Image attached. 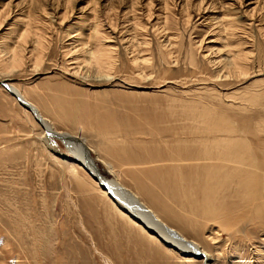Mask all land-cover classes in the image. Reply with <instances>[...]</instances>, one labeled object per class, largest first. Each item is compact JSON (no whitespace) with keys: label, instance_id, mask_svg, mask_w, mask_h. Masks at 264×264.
Listing matches in <instances>:
<instances>
[{"label":"rangeland","instance_id":"1","mask_svg":"<svg viewBox=\"0 0 264 264\" xmlns=\"http://www.w3.org/2000/svg\"><path fill=\"white\" fill-rule=\"evenodd\" d=\"M147 1L0 0V81L14 85L56 132L82 138L88 165L135 194L159 219L152 224L197 243L217 264H261L264 220L247 221L241 198L221 205L219 190L228 191L221 185L203 214V204L192 201L195 193L201 200L199 190L180 185L192 170L178 178L153 158L171 164L167 152L182 127L215 124L223 156L245 159L251 145L264 144V60L257 58L264 57V0H189L190 18L179 5L163 13L166 0ZM201 1L211 6L197 13ZM102 45L114 47V65L105 69L96 54ZM219 49L222 57L253 53L246 74L216 77L208 61ZM133 51L145 62H134ZM187 109L199 125L178 118ZM72 149L48 137L0 84V264H200L203 257L183 260L127 223L87 170H70Z\"/></svg>","mask_w":264,"mask_h":264},{"label":"bare ground","instance_id":"2","mask_svg":"<svg viewBox=\"0 0 264 264\" xmlns=\"http://www.w3.org/2000/svg\"><path fill=\"white\" fill-rule=\"evenodd\" d=\"M170 1H172V2H170ZM227 1H228V3L224 2V6H227V4H228V6H233L235 4V0H234V4L230 2L233 0H227ZM178 2H179L178 0H166V1H164V3H163L164 12L163 13L170 11L171 7L173 8L176 5H179V6H181L180 7L181 12L188 13L189 14L188 17L190 18L191 14H190V6L188 4L189 0H184V2H183V0H180V2L179 3ZM237 2H239L241 4V0H236V3ZM146 5L151 6L152 0H148ZM205 6H206V4H204V2L201 1L199 3V6L196 8L197 13L201 12V10L206 11L211 5L210 6L208 5L207 7H205ZM133 8L134 7L132 6L131 9L133 10ZM193 8H194V5H193ZM225 24H226V22H225ZM110 25H112V23ZM230 25H231V27H235L231 23H230ZM230 25H228V26H230ZM102 26H103V24L101 25V27ZM109 26H108V28H109ZM117 27H118V25L114 28L117 29ZM112 28L110 27V29H112ZM221 29H223L224 33H227L226 25L224 26V28H221ZM221 29H220V31H221ZM231 29H233V28H231ZM241 32H242L241 35L245 36L244 37L245 39H248V37H250L247 30L243 29ZM93 33H94L95 37L100 41V38L102 37L101 36V29L98 27H95V31ZM93 33H92V36H93ZM236 34H235V32H234V34L232 33V35H236ZM244 38H242L241 40L239 39L238 45L244 44V41H242V40H244ZM106 40H110V39L108 38ZM202 42H203V40L199 41L200 45L202 44ZM78 43H79V41H78ZM167 43L170 46L171 45L173 46V44L171 42V38L170 39L167 38ZM80 44H82V46H84V44H86V43L80 42ZM103 46L104 45H102L100 47L101 48L100 50L103 52L98 50V53H96V54H98V56H99L98 59H100L102 62L100 64V67L103 66V68L105 69L106 67H104V66L107 64H109L110 66L114 65L113 61H112L113 56L111 55V54H113V51H114L113 48L114 47L113 46L103 47ZM245 50H239L238 52L234 51L235 53H233L231 56H229V54L228 55L226 54L225 57H222L221 49L215 50V56L211 60H209L208 63H209V65H212L214 68H216V70L214 71L217 74L216 77L227 79V78H232V77L235 78L237 76L239 77V76L243 75L246 72L249 60H251V58H253V55H252L253 53L249 54ZM75 51L76 50L72 51V53ZM133 52H135V51H133ZM139 54H142L141 51L135 52L134 59H133L134 62L140 63L139 61H142V63H144L145 57L142 58V57H140ZM257 58L260 61L264 60V57L262 55L257 56ZM72 64L74 66L79 65L78 62H73ZM108 69H109V67H108ZM106 72H108V71L106 70ZM8 83L9 82H7V80H1L0 81V84H5V86L7 88V92L10 95L14 96L15 99L17 100V102L23 108H25V110L30 112L35 117L36 120L38 118V119H41L43 121L44 126L47 128L48 132H54L55 135L61 134V135L66 136L62 141L65 143V145L67 147H69V148L71 147V149L73 148L71 150V153L74 155V158L77 159V160H75L72 158L73 163H71L70 166H72L73 168L71 167L72 169H70V170H73L77 165H79L80 167L85 169L84 164H86L90 168L89 171H91V172L87 171L90 175H91L92 171L94 172V174H97L96 172H99V171L97 170L96 165L94 163H92L91 164L92 167H91L90 165H88L89 162H85L81 158L82 157L81 155L83 154V156L86 157L90 162L93 161L90 154L85 149L86 145L82 141L83 139L80 137L78 138V137L69 135L67 133L56 132L55 128L53 127V123L48 121L47 119H45L41 115V113L39 112V109L35 105L30 103L26 99V97L22 93H20V91L14 85H11ZM21 102H24L28 106L27 107L23 106L21 104ZM178 118L181 120H185L187 123L192 122L196 125H199L198 120L200 119V117H199V115L194 114V110L193 111L188 110V109H187V111L183 110L180 113ZM214 125L215 124H213V127H214ZM230 125H232V124H230ZM207 126L208 125H206L204 127L199 126V129L194 126L192 130H184L183 128H185V127L175 128V130H178V133H175L176 137H174V139H173V143L175 144V147L174 148L171 147L170 150L167 152V158H169L168 161L169 162L171 161V164L168 165V167L161 165V162H164L165 160L160 159V158H153V160L154 159L156 160L153 162L157 163L160 166H163L164 168L169 169V171L175 173L178 176V178L181 177L180 174H181L182 170H184V171H188L187 169L192 170L193 173H192L191 177L186 178V180L181 178L180 185L182 187H185L186 190L187 189L189 190V188H190L191 191H194V187H196V190H199L198 192H200V196H201L200 201L201 202L198 200V198H197L198 195L196 193L192 196V201L194 200V203H196V204H197V202H199L201 205L203 204V214H206L205 212H207L209 209H211L209 194L211 193L212 190L218 189L221 185V186H223L222 188H228V191H226V192H221V190H219V193L222 196L221 205L226 204V201L229 199L241 198L242 200L239 199L241 201V203L246 208H249V209H245V210H247L248 217H249V218H247V221L248 220L250 222L253 221L254 220L253 217H255L256 219H258L260 221L264 220V144L261 145V143H259V144L257 143L258 145L256 147H253L252 145H251V147L248 146L249 150H250L249 152H251V154L249 156H247L245 154L247 156V157H245V159L242 157L234 158L232 155L231 156L230 155L223 156L222 155L223 153L221 152V149H220L221 144H220L219 140L216 139L217 133H220L219 129H215L211 126L210 129L207 128L208 130L205 131ZM228 127L231 128L230 129V131H231L232 127L231 126H228ZM224 128H227V127H224ZM227 129H229V128H227ZM164 130L168 131L166 129H164ZM164 130L161 132V134L163 136H171L172 132L168 133V135H167V133H165ZM172 130H174V129H172ZM222 131L223 130H221V133H222ZM224 132L226 133L225 130H224ZM229 134H231V132H229ZM236 135H238V134H236ZM207 138L212 139L211 143L209 145H208V139ZM230 138H232V136L228 137L227 139L231 140ZM237 138H239V137H237ZM182 140H189L186 142L190 145L187 146V143L183 142ZM244 141H246V140H244ZM76 142L80 143L78 148H75V146H74L75 145L74 143H76ZM226 146H228V145H226ZM230 146L233 147L234 145L232 146V144L230 143L229 147ZM242 146H243V144H242ZM245 146H246V144H245ZM229 149H231V148H229ZM234 149H236V148H234ZM73 150L76 153L73 152ZM256 150L259 151V154H255ZM190 151H192V152L190 153ZM233 151L234 150H232L231 152H233ZM249 152L247 151V153H249ZM239 153H240V150H239ZM239 153L237 152L236 154L235 153L234 154L238 155ZM55 154H56V152H55ZM241 154H243V153H241ZM163 155H160V156L157 155V156L162 157ZM163 157H165V155ZM190 157H193V158L190 160L189 159ZM243 157H244V154H243ZM110 167H111V164L109 165V168ZM91 176H93V175H91ZM193 177L201 179L200 180L201 187L193 185L196 183V181ZM91 178L95 181V183L101 189L100 191L112 202V204L114 205L115 209L120 214V216L127 223H129V224L133 225L135 228L139 229L140 232L146 233V236H148V238L150 240H152V242L154 241L157 244H160L161 246L165 247L170 252L178 253V255H180L183 260H187V261L192 262L194 258L203 257L202 258L203 260L200 261V264H217L218 262H220L219 257L214 258L211 255L206 254L207 252L205 253V251L202 250L197 243L189 241L184 236L177 233L175 230L168 228L169 230L174 232L179 237V239L169 235L167 233V231L162 227L163 225H160L157 223L152 224V215L151 214H144V213L136 210V213L142 219H144L146 224L139 223L137 221V218L132 216L133 214H130L129 212H127L125 207L123 205L119 204L120 202L118 203L117 200L112 198L111 193L108 190H105L101 187L99 180H96L94 177H91ZM214 179L216 180L215 183L213 182ZM110 181H111V183H113L119 187H122L121 189H123L124 186H122L117 181L116 178H113ZM123 190L125 192H127L128 194H130V192H131V191L130 192L127 191L126 189H123ZM130 195H132V197L134 199L137 198L135 194L134 195L130 194ZM140 205H142V203ZM142 206H144V205H142ZM147 210H149V209L147 208ZM149 212H150V210H149ZM210 214H212V213H210ZM154 219L156 220V222L159 221V219L157 217ZM226 225H227L226 226L227 229H225V230H228L229 225L228 224H226ZM199 256H201V257H199ZM261 264H264V261H261Z\"/></svg>","mask_w":264,"mask_h":264},{"label":"water","instance_id":"3","mask_svg":"<svg viewBox=\"0 0 264 264\" xmlns=\"http://www.w3.org/2000/svg\"><path fill=\"white\" fill-rule=\"evenodd\" d=\"M21 104L25 107H27L28 105L25 104L24 102H21ZM37 121L39 122V124H41V126L43 127V129L45 130L46 132V135L49 136L50 138H56V139H59V140H63L66 136L65 135H55L54 132H48L47 131V128L44 126V123L41 119H38L37 118ZM72 157L73 159L74 158V155L72 154ZM68 159H72V158H68ZM77 160V159H75ZM88 161V160H87ZM90 162V161H88ZM84 167L85 169L88 171V172H91L89 171L90 168L84 164ZM99 171V170H98ZM97 174H94V172L92 171L91 175H93V177L96 179V180H99L100 184H101V187L105 190H108L110 193H111V196L113 199L117 200L119 204L123 205L125 207V209L127 210V212H129L130 214H133L132 216H134L135 218H137V221L139 223H145L144 219H142L137 213H136V210L137 211H140L144 214H150L149 210H147L144 206L140 205L139 202L134 199L132 197V195L128 194L127 192H125L123 189H121V187L111 183V179L107 178L105 175L101 174L100 172H96ZM118 198H117V197ZM121 198V199H120ZM153 220L156 222V220L154 219V217L152 216ZM167 233L173 237H176L179 239V237L174 233L172 232L171 230H169L168 228L166 227H163ZM188 244V243H187ZM189 245V244H188ZM202 256V255H201ZM199 256V257H201Z\"/></svg>","mask_w":264,"mask_h":264}]
</instances>
